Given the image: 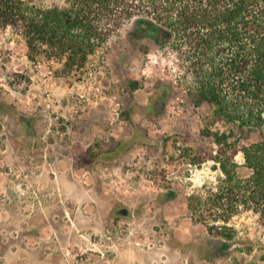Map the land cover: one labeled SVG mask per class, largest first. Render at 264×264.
<instances>
[{
	"label": "rangeland",
	"instance_id": "1",
	"mask_svg": "<svg viewBox=\"0 0 264 264\" xmlns=\"http://www.w3.org/2000/svg\"><path fill=\"white\" fill-rule=\"evenodd\" d=\"M163 44L128 22L69 69L31 54L22 23L0 19V264H264L258 214L189 209L224 177L209 134L243 150L261 131L196 105L193 76ZM234 160L251 174L242 151Z\"/></svg>",
	"mask_w": 264,
	"mask_h": 264
},
{
	"label": "trees",
	"instance_id": "2",
	"mask_svg": "<svg viewBox=\"0 0 264 264\" xmlns=\"http://www.w3.org/2000/svg\"><path fill=\"white\" fill-rule=\"evenodd\" d=\"M5 17L22 23L31 54H49L69 69L83 67L128 22L159 45L173 40V50L193 76L196 105L207 102L218 118L261 131V139L243 150L230 134H209L220 146V155L210 159L224 177L206 197L192 195L189 209L209 207L217 221L244 208L264 220V0H66L46 8L0 0V19ZM241 151L251 170L247 177L236 171L234 159ZM207 227L210 232L229 229Z\"/></svg>",
	"mask_w": 264,
	"mask_h": 264
},
{
	"label": "flooded vegetation",
	"instance_id": "3",
	"mask_svg": "<svg viewBox=\"0 0 264 264\" xmlns=\"http://www.w3.org/2000/svg\"><path fill=\"white\" fill-rule=\"evenodd\" d=\"M171 191H169L168 193H166L165 195H166V198H170L171 197ZM118 211V210H117ZM122 212L124 213V214H128V210L126 209V208H124V209H122ZM230 246H229V244L228 243H226V242H223L222 244H221V246H220V249L221 250H226V249H228Z\"/></svg>",
	"mask_w": 264,
	"mask_h": 264
}]
</instances>
